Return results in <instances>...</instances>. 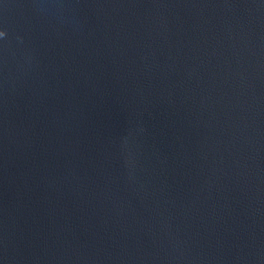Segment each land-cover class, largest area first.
Listing matches in <instances>:
<instances>
[{"label":"water","instance_id":"obj_1","mask_svg":"<svg viewBox=\"0 0 264 264\" xmlns=\"http://www.w3.org/2000/svg\"><path fill=\"white\" fill-rule=\"evenodd\" d=\"M0 264H264V0H0Z\"/></svg>","mask_w":264,"mask_h":264},{"label":"clouds","instance_id":"obj_2","mask_svg":"<svg viewBox=\"0 0 264 264\" xmlns=\"http://www.w3.org/2000/svg\"><path fill=\"white\" fill-rule=\"evenodd\" d=\"M4 34H5L4 32H3V33H0V37H3V36H4Z\"/></svg>","mask_w":264,"mask_h":264},{"label":"snow or ice","instance_id":"obj_3","mask_svg":"<svg viewBox=\"0 0 264 264\" xmlns=\"http://www.w3.org/2000/svg\"><path fill=\"white\" fill-rule=\"evenodd\" d=\"M0 33H3V31H0Z\"/></svg>","mask_w":264,"mask_h":264}]
</instances>
